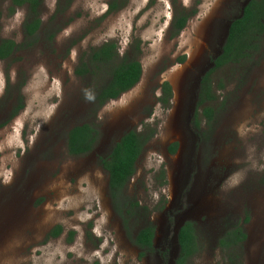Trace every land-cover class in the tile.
Returning a JSON list of instances; mask_svg holds the SVG:
<instances>
[{
	"label": "rangeland",
	"instance_id": "1",
	"mask_svg": "<svg viewBox=\"0 0 264 264\" xmlns=\"http://www.w3.org/2000/svg\"><path fill=\"white\" fill-rule=\"evenodd\" d=\"M248 1L44 0L35 39L24 30L27 6L11 13L0 0V41L20 46L0 59V264H175L186 222L199 245L186 264H229L230 250L237 264H264V34L249 56L212 71ZM193 10L175 35V16ZM107 43L115 58L80 76ZM127 52L142 64L140 81L98 107V89ZM206 75L215 99L200 105ZM83 123L99 138L73 156L67 133ZM132 130L154 136L125 190L139 203L126 225L100 159ZM150 223L156 238L144 250L133 239ZM57 225L63 233L49 237ZM237 226L246 240L223 250Z\"/></svg>",
	"mask_w": 264,
	"mask_h": 264
},
{
	"label": "trees",
	"instance_id": "2",
	"mask_svg": "<svg viewBox=\"0 0 264 264\" xmlns=\"http://www.w3.org/2000/svg\"><path fill=\"white\" fill-rule=\"evenodd\" d=\"M10 12L13 13L17 7L27 6L28 14L25 22V33L28 37L37 38L42 29L43 22L40 16V8L44 0H10ZM118 6L112 5V9ZM241 13V14H240ZM239 16L231 20L229 26L228 37L219 53L213 59L214 68L212 71L226 64L239 62L243 58L250 55L252 50L258 48L256 40L264 34V0H249L240 12ZM195 11H184L177 14L172 22L175 35L183 30L190 17ZM20 48L13 39H2L0 41V59H8ZM117 46L115 43H107L101 48L94 49L90 54L89 61L77 70L80 76L95 73L93 68H98V64H104L112 61L117 54ZM182 60H184L182 58ZM143 73L142 64L136 58H131L128 52L123 56L118 65L111 69L110 79L102 85L96 94L95 101L97 106H104L109 100L118 99L123 93L133 88L141 79ZM209 75V74H208ZM203 87L205 89L200 99V105L207 101L215 99L213 95L212 83L207 78H203ZM164 96L168 99L172 95L169 83L163 85ZM162 99L167 101V99ZM161 99V100H162ZM23 108V103L15 110L18 113ZM203 114L211 120L213 109L204 107ZM154 136V132L150 135L144 133L138 134L134 130L122 136L112 147L109 155L100 159L103 169L107 172L109 196L112 200L113 207L120 217L125 215L134 216L135 209L139 203L125 201V190L129 182L136 174L137 161L143 152L147 142ZM99 138L97 128L89 123H83L71 128L67 133L68 151L73 156H84L91 153ZM176 147H172L171 151L175 152ZM128 218H124V224L127 225ZM155 226L150 223L141 228L133 239L134 243L144 250H150L154 247ZM63 226L57 225L50 233L49 237H59L63 233ZM73 234V232H71ZM247 234L242 227L237 226L230 229L223 238L220 239L219 245L223 250L228 247L233 248L246 240ZM180 254L175 264H186L187 260L192 258L199 252L198 238L194 223L186 222L179 230ZM234 250H230L229 264H237Z\"/></svg>",
	"mask_w": 264,
	"mask_h": 264
},
{
	"label": "flooded vegetation",
	"instance_id": "3",
	"mask_svg": "<svg viewBox=\"0 0 264 264\" xmlns=\"http://www.w3.org/2000/svg\"><path fill=\"white\" fill-rule=\"evenodd\" d=\"M151 139H152V138H151ZM178 144H179L178 141H174V142L171 143L170 148H169V150H170V151H169V154H176V153H177L176 151H177ZM172 147H176L175 152H172V151H171V148H172ZM140 156H141V155H140ZM137 163H138V161H137ZM155 238H156V229H155ZM155 238H154V241H155ZM195 255H196V254H195ZM195 255H194V256H195Z\"/></svg>",
	"mask_w": 264,
	"mask_h": 264
},
{
	"label": "bare ground",
	"instance_id": "4",
	"mask_svg": "<svg viewBox=\"0 0 264 264\" xmlns=\"http://www.w3.org/2000/svg\"><path fill=\"white\" fill-rule=\"evenodd\" d=\"M16 205V204H15Z\"/></svg>",
	"mask_w": 264,
	"mask_h": 264
}]
</instances>
